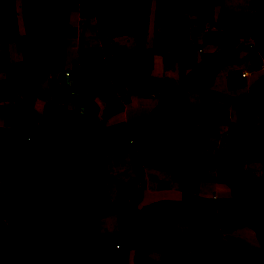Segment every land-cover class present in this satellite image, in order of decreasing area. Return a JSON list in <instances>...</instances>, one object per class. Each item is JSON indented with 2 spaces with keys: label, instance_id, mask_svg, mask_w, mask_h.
<instances>
[{
  "label": "crops",
  "instance_id": "crops-1",
  "mask_svg": "<svg viewBox=\"0 0 264 264\" xmlns=\"http://www.w3.org/2000/svg\"><path fill=\"white\" fill-rule=\"evenodd\" d=\"M160 1L132 33L107 38L94 0L72 3L62 68L0 96V155L102 135V264H264V14L254 0H204L212 15L164 21ZM29 2L39 15L41 0H0V83L31 49ZM230 13L248 26L220 23ZM164 31L171 44L156 40ZM99 59L109 84L84 97L78 74Z\"/></svg>",
  "mask_w": 264,
  "mask_h": 264
},
{
  "label": "trees",
  "instance_id": "trees-1",
  "mask_svg": "<svg viewBox=\"0 0 264 264\" xmlns=\"http://www.w3.org/2000/svg\"><path fill=\"white\" fill-rule=\"evenodd\" d=\"M80 1L57 5L41 0L39 15L35 2L27 4L31 49L11 66L10 80L0 83V96L11 97L27 83H41L62 68L70 6ZM254 2L260 18L264 0ZM151 4L152 0H116L112 5L110 0H94L100 37L132 33L137 24L148 21ZM158 11L168 21L183 14L210 16L214 6L204 0H161ZM230 21L248 26L235 13L220 17V23ZM168 38L166 31L156 36L158 42L171 44ZM108 84L106 61L99 59L78 74L75 86L87 97ZM26 115L22 113V120ZM102 146V135L90 132L70 143L56 141L0 155V264H102L112 245L100 232V182L108 178ZM128 223L131 246L137 248L139 218L130 216ZM33 233L51 236L53 248H36L30 242Z\"/></svg>",
  "mask_w": 264,
  "mask_h": 264
},
{
  "label": "rangeland",
  "instance_id": "rangeland-1",
  "mask_svg": "<svg viewBox=\"0 0 264 264\" xmlns=\"http://www.w3.org/2000/svg\"><path fill=\"white\" fill-rule=\"evenodd\" d=\"M116 3V0H110V5H112V4H115ZM27 5V4H26ZM82 7H81V9L83 10H93L92 9V3H88V2H84L83 3V5H81ZM78 7V6H77ZM76 11H78V8L76 9ZM79 12V11H78ZM12 147H16L14 144H12ZM48 236H46V234L45 235H43V233H34L33 235H32V237H31V239H32V243H34V246L35 247H37V248H43L44 247V245H45V241H47L48 240ZM118 252H120V251H118ZM223 262L225 263V264H237V263H235L234 261H230V259H227V258H225L224 260H223ZM118 264V263H117ZM120 264V263H119Z\"/></svg>",
  "mask_w": 264,
  "mask_h": 264
},
{
  "label": "built area",
  "instance_id": "built-area-1",
  "mask_svg": "<svg viewBox=\"0 0 264 264\" xmlns=\"http://www.w3.org/2000/svg\"><path fill=\"white\" fill-rule=\"evenodd\" d=\"M68 74V73H67Z\"/></svg>",
  "mask_w": 264,
  "mask_h": 264
}]
</instances>
